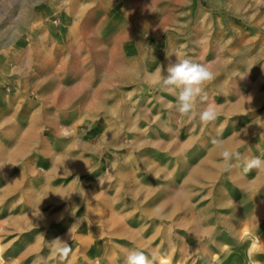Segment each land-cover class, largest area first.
<instances>
[{
  "label": "rangeland",
  "instance_id": "1",
  "mask_svg": "<svg viewBox=\"0 0 264 264\" xmlns=\"http://www.w3.org/2000/svg\"><path fill=\"white\" fill-rule=\"evenodd\" d=\"M177 57L213 72L197 111L215 121L181 116L157 83ZM214 140L239 152L230 169ZM253 156L264 0H0V264L57 237L146 244L154 264H264Z\"/></svg>",
  "mask_w": 264,
  "mask_h": 264
},
{
  "label": "clouds",
  "instance_id": "2",
  "mask_svg": "<svg viewBox=\"0 0 264 264\" xmlns=\"http://www.w3.org/2000/svg\"><path fill=\"white\" fill-rule=\"evenodd\" d=\"M157 81L162 87L169 89L176 96V109L181 116L190 118L199 117L203 124L213 122L217 118L215 107L208 104L202 111H197V104L206 99L205 88L208 82L214 79V74L210 69L201 63L194 62L191 58L177 57L175 63H170L166 69V74H162ZM213 144L219 149L222 160V167L225 170L231 168L233 159H240L239 152L224 147L223 141L214 140ZM257 170L264 172V159L253 156L244 160V170ZM71 234V232H70ZM53 245L52 254L66 256L71 247L60 237L50 242ZM33 264H47L45 257H38ZM125 264H154V258L150 257L144 250L132 248L127 252Z\"/></svg>",
  "mask_w": 264,
  "mask_h": 264
},
{
  "label": "crops",
  "instance_id": "3",
  "mask_svg": "<svg viewBox=\"0 0 264 264\" xmlns=\"http://www.w3.org/2000/svg\"><path fill=\"white\" fill-rule=\"evenodd\" d=\"M17 33V32H16ZM11 36H16L15 34L7 36V41H15L16 39H11ZM22 36V30L18 31V38ZM55 90V89H54ZM64 104V103H63ZM24 137V136H23ZM22 136L18 137L14 145L18 147H23L24 139ZM89 233V232H86ZM18 247L23 246V250L26 251L25 254L20 255L18 258L19 263L33 264V261L38 257H45L47 259V264H125V257L127 252L132 248H138L144 250L148 255L152 251L148 245H143L139 248V244L135 243H104L98 244L97 246H92L90 243H81L71 246L72 251L79 253H71L66 256L53 255L52 248L53 245L50 244H39V243H26L17 244ZM21 250V249H20ZM45 251V253H35L38 251ZM104 250L108 253L100 256L99 258H93L91 251ZM26 257H30L26 259ZM70 257V258H69Z\"/></svg>",
  "mask_w": 264,
  "mask_h": 264
}]
</instances>
